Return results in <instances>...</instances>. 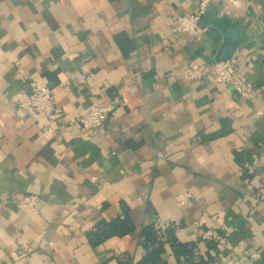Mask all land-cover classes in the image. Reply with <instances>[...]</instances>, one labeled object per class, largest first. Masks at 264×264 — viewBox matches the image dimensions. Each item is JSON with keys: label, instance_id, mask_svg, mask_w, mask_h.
<instances>
[{"label": "crops", "instance_id": "obj_1", "mask_svg": "<svg viewBox=\"0 0 264 264\" xmlns=\"http://www.w3.org/2000/svg\"><path fill=\"white\" fill-rule=\"evenodd\" d=\"M202 2L0 0V264H136L153 223L193 245L176 260L164 240L167 263L264 264V0H207L201 32L180 31ZM227 34L251 89L185 81ZM32 84L52 119L25 104ZM94 100L112 106L105 124L79 131ZM124 216L127 232L91 244Z\"/></svg>", "mask_w": 264, "mask_h": 264}, {"label": "built area", "instance_id": "obj_2", "mask_svg": "<svg viewBox=\"0 0 264 264\" xmlns=\"http://www.w3.org/2000/svg\"><path fill=\"white\" fill-rule=\"evenodd\" d=\"M201 10L197 13L183 15L178 24L180 31L188 32L191 35H197L202 28L199 24L200 15L204 13L203 4ZM252 57L249 52L248 56ZM246 65L243 63L240 53L234 51L228 58L218 61H212L207 65H200L197 62L187 65L183 69V78L185 81H193L204 75H211L218 85L232 86L238 93L246 94L250 90V83H242L239 79L244 75ZM32 112L45 115L50 119L57 115V109L54 105L50 90L38 84H32L30 93L25 102ZM112 106L104 107L99 101L94 100L88 107L79 113L70 124L79 131H97L100 130L107 118ZM188 195L178 194L176 199L179 203H183ZM22 203L29 209H32L38 201L35 194L24 195L21 199ZM212 264H220L213 262Z\"/></svg>", "mask_w": 264, "mask_h": 264}, {"label": "trees", "instance_id": "obj_3", "mask_svg": "<svg viewBox=\"0 0 264 264\" xmlns=\"http://www.w3.org/2000/svg\"><path fill=\"white\" fill-rule=\"evenodd\" d=\"M130 228V221L126 216H124L123 218H116L108 222L101 219L97 223L95 230L90 233L89 241L92 245H94L95 243H99L104 240L110 234L117 233L122 235ZM169 229H164V240L168 241L169 244L173 247V252L176 260H178L179 257H184L189 260L188 258H190L193 253V245L177 242ZM160 234V228L155 223L143 228L141 235L143 236L144 241H147L151 245L155 246L149 248L142 259L136 264H170L161 259L164 240L161 238ZM210 259L211 254L209 253L206 256H201L197 261L193 263L191 261L189 262L190 264H210ZM174 264H177V262Z\"/></svg>", "mask_w": 264, "mask_h": 264}, {"label": "water", "instance_id": "obj_4", "mask_svg": "<svg viewBox=\"0 0 264 264\" xmlns=\"http://www.w3.org/2000/svg\"><path fill=\"white\" fill-rule=\"evenodd\" d=\"M236 45H237L236 37L233 34L231 35L227 34L226 38L223 40L216 53L215 61L228 58L234 52Z\"/></svg>", "mask_w": 264, "mask_h": 264}]
</instances>
